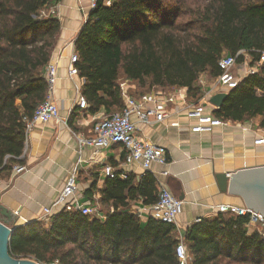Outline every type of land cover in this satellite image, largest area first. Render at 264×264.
<instances>
[{
    "label": "trees",
    "instance_id": "trees-1",
    "mask_svg": "<svg viewBox=\"0 0 264 264\" xmlns=\"http://www.w3.org/2000/svg\"><path fill=\"white\" fill-rule=\"evenodd\" d=\"M61 1L0 0V175L25 163V119L48 96L45 71L61 34L58 18L38 17ZM74 45L89 114L120 112L126 105L123 83L135 86L126 92L137 98L156 89H185L197 104L200 77L217 79L224 55L244 51L256 63L264 53V0H98ZM258 91L264 92V64L229 92L214 117L260 118L264 128V95ZM93 190L101 193L104 220L63 210L49 226L29 222L15 229L11 256L58 264H178L176 226L154 219L143 225L127 210L132 202H157L151 172L140 179L108 178ZM248 221L219 214L193 223L184 236L191 264H264V238L248 233Z\"/></svg>",
    "mask_w": 264,
    "mask_h": 264
},
{
    "label": "crops",
    "instance_id": "crops-1",
    "mask_svg": "<svg viewBox=\"0 0 264 264\" xmlns=\"http://www.w3.org/2000/svg\"><path fill=\"white\" fill-rule=\"evenodd\" d=\"M55 10V17L61 23V34L50 61L57 64L59 77L53 98L67 124L58 120L35 124L24 152L27 171L16 175L13 170L11 174L0 175V202L15 216L11 228L38 222L43 209L54 204L72 173L78 177L77 190L81 203L97 206L103 217L106 213L100 203L101 193L93 190V186L97 182V189H100L108 179L103 173L104 168L112 167L122 180H126L121 178L123 173L127 178L134 175L138 179L145 173L138 164L125 163L126 151L120 145L95 148L79 144V137L91 136L95 119L105 115L104 111L92 115L78 107L85 80L80 76H68L70 59L75 52L74 41L91 12L90 0H62ZM202 79L203 96L200 101L205 99V113L215 116L218 109L209 100L217 93L206 95L215 80ZM123 84L127 90L134 88V85ZM205 95L207 98H204ZM258 95H264V92L258 91ZM185 104H191L188 97ZM184 106L182 99L178 98L167 105L169 116L163 122L139 124L143 139L164 147L168 152L169 165L154 163L151 173L156 178L157 188L161 182L184 202L183 212L175 225L176 239L180 235L185 238L186 230L193 223L218 216L219 205L245 206L240 197L220 191L217 175H231L264 166V145L255 144L257 139L264 138V128L260 126L262 119L226 121L213 133L196 134L191 131L195 121L188 119ZM173 123H179V127H172ZM165 170L169 171V176L162 175ZM144 206L136 201L127 210L135 214ZM61 211L63 207L54 209L53 216ZM139 219L143 225L148 222L146 217Z\"/></svg>",
    "mask_w": 264,
    "mask_h": 264
},
{
    "label": "built area",
    "instance_id": "built-area-1",
    "mask_svg": "<svg viewBox=\"0 0 264 264\" xmlns=\"http://www.w3.org/2000/svg\"><path fill=\"white\" fill-rule=\"evenodd\" d=\"M107 5H111L113 0H104ZM98 0H90L91 11L96 8ZM56 7L49 10H43L39 14V19L56 16ZM244 57L242 63L238 62L239 57ZM79 56L75 50L70 59L68 69L69 78L79 76V70L76 64ZM264 64V53L260 59L254 63L249 55L241 51L236 56L224 55L218 62L221 75L215 79L214 84L208 92L219 93L222 91L230 92L236 88L241 81L249 75L257 74L260 67ZM45 78L48 86V96L46 100L37 107L31 119H25L26 124V141L25 149L29 133L37 123H48L51 120H58L67 124V121L61 118L60 108L54 100L53 95L58 82V66L56 63L50 62L45 71ZM203 81V80H202ZM125 90V107L112 115H103L95 119L94 125L89 137H79L78 141L81 146L104 147L108 148L114 145H120L126 151L125 163L127 165L138 164L145 172H152L151 165L157 163L162 166L168 164V152L162 146L153 144L140 136L141 125H153L154 123L163 122L169 114L167 113V105L175 102L178 98L182 99L184 109L188 119H193L195 123L191 125V131L196 134L213 133L215 128L223 126L226 121L218 119L213 115L205 113L203 101L199 103L185 104L187 93L185 89H177L173 92H166L161 89L153 90L141 97H134L128 94L125 84H122ZM205 95L204 98H207ZM78 107L81 110L89 108L88 102L84 96H80ZM172 127H179V123H173ZM256 145H264V138L255 141ZM27 171L24 165H18L14 168L16 175ZM103 173L108 178H115L112 167L106 166ZM145 174V173H144ZM162 175L169 176V171L165 170ZM77 174L72 173L67 180L64 189L51 207L43 209V215L38 219L39 223L50 225L53 211L59 207H63L66 211H80L84 215L105 219L97 206L84 205L78 196L77 190ZM121 178L127 179L126 174H121ZM158 200L151 206H144L143 209L135 211L138 218L146 217V219H154L164 223L177 225L178 217L183 212L184 202L175 197L170 190L161 182L158 186ZM218 214H233L236 216H249L246 229L249 234L258 233L264 238V218L261 214L249 209L248 207H240L236 205H219L217 207ZM146 215V216H144ZM102 216V217H101ZM178 244L175 249L178 264H191V255L182 235L178 237ZM33 260V259H32ZM35 261V260H33ZM37 264H58V261L52 263Z\"/></svg>",
    "mask_w": 264,
    "mask_h": 264
},
{
    "label": "water",
    "instance_id": "water-1",
    "mask_svg": "<svg viewBox=\"0 0 264 264\" xmlns=\"http://www.w3.org/2000/svg\"><path fill=\"white\" fill-rule=\"evenodd\" d=\"M228 96V92L217 93L209 102L220 109ZM216 178L222 193L240 197L246 207L264 218V166L244 169L231 175L223 173ZM14 221V213L0 202V264H37L33 260L16 259L11 256L9 243L16 227L11 228L10 224Z\"/></svg>",
    "mask_w": 264,
    "mask_h": 264
},
{
    "label": "rangeland",
    "instance_id": "rangeland-1",
    "mask_svg": "<svg viewBox=\"0 0 264 264\" xmlns=\"http://www.w3.org/2000/svg\"><path fill=\"white\" fill-rule=\"evenodd\" d=\"M202 77H204V78L202 79ZM205 78H207L206 75H202V76L200 77V81H201V79H202V80H205ZM205 82H206V81H205ZM134 88H135V86H134Z\"/></svg>",
    "mask_w": 264,
    "mask_h": 264
}]
</instances>
